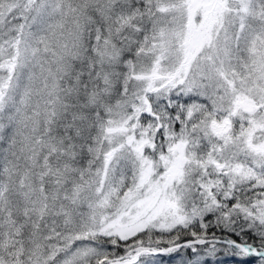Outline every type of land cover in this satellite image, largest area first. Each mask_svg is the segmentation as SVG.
<instances>
[{
	"label": "snow or ice",
	"instance_id": "snow-or-ice-1",
	"mask_svg": "<svg viewBox=\"0 0 264 264\" xmlns=\"http://www.w3.org/2000/svg\"><path fill=\"white\" fill-rule=\"evenodd\" d=\"M0 264H264V0H0Z\"/></svg>",
	"mask_w": 264,
	"mask_h": 264
}]
</instances>
